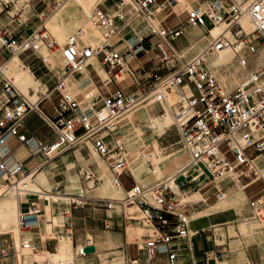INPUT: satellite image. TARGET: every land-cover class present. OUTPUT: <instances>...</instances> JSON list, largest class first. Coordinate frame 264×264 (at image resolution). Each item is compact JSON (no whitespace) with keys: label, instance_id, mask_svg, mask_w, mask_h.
<instances>
[{"label":"built area","instance_id":"obj_1","mask_svg":"<svg viewBox=\"0 0 264 264\" xmlns=\"http://www.w3.org/2000/svg\"><path fill=\"white\" fill-rule=\"evenodd\" d=\"M32 1L0 0V17L7 15L12 26L19 27L18 32L9 26L0 29V48L11 55L34 56L47 71L50 70L47 58L58 54L65 69L55 76L54 84L47 91L38 90L36 101H31L28 93L20 88L16 76L20 78L22 70H25L38 78L35 71L22 64L14 77L7 75L5 63H0V172L1 175L6 174L5 179L16 174H29L21 163L12 167L7 165V142L13 137L21 142L27 141L19 128L28 112L38 111L56 135L50 143L38 142L39 152L45 161L89 141L96 153L109 161L113 177L121 183L120 178L127 170L126 158L124 146L113 132L123 111L138 101L137 92L142 91L143 86L134 92H126L120 87L107 88L103 96L96 101L92 99L93 104H90L72 89L67 76L68 71H80L86 66L87 59L95 55L107 67L108 78L102 80L105 86L113 79L122 81L117 79V74L125 69L126 61L123 53L114 47L112 39L120 37L122 30L138 19L144 24L146 35L134 34L137 41L131 46L141 52L146 39H156L152 49L156 51L159 65L148 69V78L152 79L149 94L172 109L179 137L177 143L189 157L185 176L177 181L178 186L181 190L216 186V180L225 176L239 180L243 187L260 181L261 188L248 201L253 210L264 212V166L259 168L264 161V65L249 72L229 89L205 61L207 54L229 50L236 64L243 68L252 58L264 56V0H116L113 10L99 4L89 16L99 33L100 42L94 48L79 45L76 34L68 35L61 42L49 32L46 22L66 0H49V11L42 10L37 14L40 24L29 33L22 34L27 20L23 18V5ZM182 12L184 21L179 18ZM243 17L251 22V30L242 25ZM219 24H224L223 31L212 36L211 29ZM186 26L197 27L210 38L188 60L183 59L182 52L173 44L183 35ZM175 62L179 64L174 66L172 63ZM228 65L221 64L220 67ZM162 68L168 71L158 73L157 70ZM46 94L57 97L55 119L38 109ZM197 105L200 108H196ZM104 109H107L106 113H103ZM223 145L225 149H222ZM249 150H252V155ZM228 155L232 158L229 159ZM242 178L246 179L244 185ZM83 180L86 187H92L99 178L89 170L83 173ZM216 190L219 194L223 189ZM48 192L62 193L61 189ZM76 195L84 198L83 191ZM48 201L46 196H40L30 202L26 211L19 213V240L11 233L0 234V264H48L43 250L23 236L25 231L38 225L42 216L41 204ZM183 203L167 181L159 180L147 188L134 183L124 198L106 199L104 205L110 211L118 207L124 222L151 225L153 236L142 245L136 243L137 250H144L149 258L162 253L167 264H180L178 249L171 243L189 237L188 215L179 210ZM134 204L138 211H126L127 206ZM65 230L72 231V225L67 222ZM83 255L82 249L76 246L73 256ZM72 262L73 258L59 264Z\"/></svg>","mask_w":264,"mask_h":264},{"label":"crops","instance_id":"obj_2","mask_svg":"<svg viewBox=\"0 0 264 264\" xmlns=\"http://www.w3.org/2000/svg\"><path fill=\"white\" fill-rule=\"evenodd\" d=\"M76 1H82V0H75L74 2ZM24 6L25 7H23V14L24 16L26 15L24 18H26L27 20L25 22L24 27L22 28V34L29 33L36 25L40 24V21L37 18V14L42 10L47 11L48 9H50V1L49 0H33L32 2ZM25 8L27 11L25 10ZM107 8L113 10L115 7L112 5ZM66 14L67 12L65 13V15ZM28 21L30 25L27 24ZM58 21H59V18L54 23L56 24ZM4 26H9L8 27L9 29L15 30L16 32L19 31V27H15L16 28L15 29L10 23L9 17L5 14L0 17V29L3 28ZM133 29L134 28L128 30V32H131L132 35L135 34ZM183 34L193 35L194 33L192 31V28L187 26L185 27ZM125 35L126 33L122 34L121 37L116 36L113 39L112 43L118 51L123 53L125 61L126 59L130 60L129 64L131 65V62L135 61V58L138 57V54L143 53L145 50L141 52L134 51L133 54L128 53L126 55L127 49H124V48L127 44L131 47L133 43V40H132L133 37L131 35L127 39H124L123 37H125ZM194 36H196V38L191 36L193 38L191 37L189 38V42H187L186 46H182L184 45V39L182 38V36L176 39L173 43L174 46L180 52H182L184 60H187V57H189L191 54L197 53L200 40L204 41L206 38V36L204 35L199 36V35L194 34ZM123 39L127 42V44L123 43ZM143 47L144 49L146 48V41L143 43ZM0 51H3L6 55L4 59H0V63H5V65L8 66L11 62L16 60L17 62H19V67L22 64H25V66H27L30 70L35 71L38 78H35L33 76L32 77L37 81L38 86L42 85L46 87L45 91L49 89L48 87H51L54 84L55 82L54 76L58 74L52 72L51 70L47 71V69L40 64L39 60L36 59V57L23 54L21 56L15 55L14 58H11V56L13 55H11V53L8 52L7 50L0 48ZM96 59H97V62L99 63L100 62L99 59L97 57ZM126 63H125V69L127 65H129ZM135 63L139 64L138 62H135ZM86 67H87L86 74L89 76V78L85 79L87 83L86 86L87 85L91 86L92 84H94L93 79L91 77L92 71H95L97 75H99L100 72H103L107 75L106 73L107 67L104 65H101V62H100L101 71L97 69V67L94 65L92 61L89 62L88 65H86ZM131 67L132 66L129 67V70L131 72L130 74L133 75V71L131 70ZM125 69L121 70L117 74V78L119 77L120 73L125 71ZM17 71L18 70L13 69L12 75L14 77L16 76ZM130 74L129 73L126 74L127 77ZM102 80H105V79H102ZM126 82L127 81H123V84ZM119 83H122V82H119ZM119 83L117 82L116 84H119ZM48 84L49 86H47ZM121 86L122 87L120 88L125 89L126 92H132V90L136 87V83H134V81L132 80V82H130L129 84L126 83L124 86L123 85ZM131 87L132 88L134 87V88L130 90ZM39 90H41V88ZM98 91L99 90L97 88V92ZM105 91L103 92L102 95L99 92V97L103 96ZM29 92L31 93V96L33 97L36 96V99H37V96H38L37 93L33 94L30 88H29ZM90 95L91 93H88L84 96V98L87 101H89L90 104H93L92 97H90ZM29 98L31 99L30 96ZM36 99L34 100L31 99V100L36 101ZM56 102H57V97L55 95L48 96V94H46L45 97L39 102L38 109L42 111L43 113H45L50 118L55 119L56 113L54 111V107L56 105ZM154 109L156 108L155 107L150 108V110H154ZM1 115H2V112L0 111V117ZM19 132L25 134L28 140L25 142H21L16 137L9 139L7 142V148L9 149V153H8V156L5 162L10 167H12V165L16 163L23 164L24 167L29 171V174L25 176L16 174L13 178L5 179V176L3 174L1 175V172H0V188H4L5 190H9L10 188H15L16 199H17V211H16L17 214L15 215V225H14L15 233H12V231H9L8 228L5 230H2L6 228V226H9V228H12L13 227V221H12L11 223H7L4 226H0V234L11 233L12 236L16 240H19L20 236H19V231L17 227L19 213L26 211L28 209L30 202L35 201V199H37L40 196H46V198H48L49 201L48 203H44V204L42 203V216L39 220L38 225L30 228L29 231H25L23 233V236L25 239H31L36 247H38L40 250H43L42 252L43 257L47 260L48 264H52L49 257H52L54 262H56V259H55L56 252L59 254V256H61V261H64L65 259H71L70 253L72 250L74 251L76 246L77 247L82 246L86 248L87 247L90 248L91 246H93L97 248V244L92 240V236L90 234H88L84 240H82V238L80 237L75 244L73 241L71 230H68L67 232H65L64 237H63L61 236V234L55 233V228L52 227L54 223L53 217H55V222L61 221L62 216L59 212L60 208H62V206L64 205H68L69 207L71 204L69 200L65 202L66 201L65 199L58 198V197L64 196L67 198L66 196L67 194L77 193L79 189H81L82 187L80 179H83V173L85 171L91 170L88 167L92 163H88V159L84 156V150L80 148L75 149V150L72 149L48 161H45L44 156L42 155V153L39 152L38 142H42L46 144L50 143L55 139L56 135L54 131H52V129L43 120L41 114L38 111H30L26 114V116L24 117L22 126L19 128ZM77 168L79 170H77ZM95 172L97 173V176H98V172L96 169H95ZM111 176L113 177V175ZM98 178L100 180L99 183L103 181L99 176ZM27 180H30L31 184L34 185V187L36 186L35 189L37 190L33 192L21 193L19 190H17V187H19V185L17 184L20 181L25 182ZM134 180L137 183V180L135 179V177H134ZM119 185L121 186V189H122L121 193H125L126 195L127 190L133 184L129 188H125L122 183H120ZM248 186L243 187L239 180H237V183H236L230 180L229 178L224 177L223 179L216 180V186L208 185L203 188L193 189V190H188V189L181 190L180 187L178 186L179 191L176 192L174 190L176 193H180V194L185 193L187 196V200H188V201H185L182 204V206L179 207V210L188 215V219H189L188 229H189L190 237L188 239L174 240L171 243V245L174 248L178 249L177 256H178V261L180 264H264V239L259 236L258 237L256 235L253 236V238L255 239L254 241L245 244V246L244 245L241 246V248H243V253H241L240 256L239 254H237L238 252L236 250H233L232 248V242H235L236 240H230L229 242L227 241L225 243L216 242L215 232H217L218 230H222V229L227 231L228 224L231 223L236 218L237 212L235 211V209L239 208V207L231 206L228 201L229 199L227 201H224V203H222L221 196L220 194L217 193L216 188L223 189L220 193L224 194L225 197H231L233 193L241 191V193L243 194V199L241 200L239 206L243 204V207H244V203L248 201V198L254 195L253 194V195L248 196L246 194L245 190ZM54 189H61L62 193H65V194L55 195L54 193L48 192ZM91 191L92 190L88 192H91ZM88 192L86 193V195L87 197H89V199H108V197L107 198H93L91 195L88 194ZM3 194L5 195V192ZM196 194H198L199 197H193ZM217 203H220V206H223V207H218V208L215 207ZM195 204H199L200 207L199 208L195 207L194 206ZM247 206H248V203H247ZM131 207L134 209L131 210ZM184 208H186L187 210L184 211L183 210ZM126 211H130V212L138 211V208L136 204H134V205L127 206ZM68 213L71 214L70 207H69V211L67 209H64L62 214L67 215ZM244 214H247V210L245 208H243V215ZM222 215L227 216L226 220L224 221L215 220L216 217L222 216ZM111 216L112 215H109L108 217H111ZM198 225L200 226L199 228H198ZM48 230L50 231V233L54 235V237L52 235H49ZM200 230H204V231L210 230L211 234H205L203 238H200V239L195 238V240H192V237H195L198 231ZM251 230L253 229L251 228ZM148 235L150 236L152 235V230L147 225H145L144 227L138 228L137 230H135L134 228H130V227L128 228V231L125 232L123 249L119 250V253L122 254V257H123L122 260H124V263H125L126 258H128L130 260L136 259L137 264H167L166 256L165 254H162V253L157 254L152 258H149L142 254L138 255L139 253H137L138 256L135 258H132L130 256V250L128 249L129 245L131 243H137L138 241L146 240L145 238ZM210 242H212L213 244L212 246H215V244H218L221 247L226 246L223 248L227 250V253L229 255L224 254L222 258H216V259H213V257H209V256H203L202 254L207 253V251L210 249ZM252 244H257L258 247L256 248ZM248 245L250 246L246 248V246ZM212 251L214 250L211 249L209 252H212ZM194 252L195 253L197 252L198 254L194 255ZM111 253H114V252H111ZM89 255L90 253H86V255L82 257H74L75 259L79 258L78 259L79 261L77 262L73 261L71 264H94V262H91V257ZM120 260L121 258L105 260L102 264H116V263L124 264L123 261H120ZM55 264H59V263H55Z\"/></svg>","mask_w":264,"mask_h":264},{"label":"rangeland","instance_id":"obj_3","mask_svg":"<svg viewBox=\"0 0 264 264\" xmlns=\"http://www.w3.org/2000/svg\"><path fill=\"white\" fill-rule=\"evenodd\" d=\"M74 1L75 0H66L61 6V8L56 9V11H54L52 16L48 19V21L46 20L47 21L46 26L49 32L57 40L61 42L64 41L68 35L76 34L78 37L79 45L83 47L86 46V47L94 48L95 45L99 44L100 40H99V33L97 29L94 27V25L90 22L88 18L89 12H91L92 9H94L99 4L104 5L106 7H109L112 5L115 7L114 3L116 2V0H82V1H76V2ZM237 1H240V0H237ZM17 6L18 7L21 6L19 2L17 3ZM23 7L25 6L23 5ZM47 11H49V9ZM66 12L67 14L65 15ZM25 16L23 14V18ZM58 18H59V21L55 24L54 22H56ZM179 18L181 19V21H184V12L179 13ZM27 24L30 25L29 21L27 22ZM220 26L221 25H215L211 29V31L215 30L217 27H220ZM132 28H134L133 31L135 32V34H138L139 36L146 35L144 24L140 20L137 19L131 24H128L122 30L121 35L126 33L125 37H123L124 39H127L128 37L132 35L131 32H128V30ZM190 28H192V31L195 35L206 36L204 41L200 40L199 48L197 50L198 52L208 43L210 38L208 37V34H206V32L204 31L202 32L201 29L197 27H190ZM194 34L193 35L183 34L182 38L184 39V45L182 46L187 45V42H189V38L191 36L196 38ZM132 37H133L132 38L133 43H135L137 39H135L133 35ZM124 39H123V43L127 44V42ZM145 41H146V48L144 49L145 51L143 53H139L138 57L135 58V61L131 62V65L129 64L130 60L126 59V62H127L126 64H129V65H127L126 70L120 73L118 77V79L120 80L124 78L122 81H120L122 83L118 82L119 84H116L117 83L116 80L113 79L108 85L105 86L104 83L102 82V79H107V75L103 72H100L99 74L100 76H99L97 75L95 71H92L91 77L93 79L94 84H92L91 86H88V85L86 86L87 83L85 79L89 78V76L86 74L87 67L86 68L84 67L79 72L68 71V78H67V80L70 82V85L72 86V89L75 92L80 93L78 96H80L81 99L86 94L91 93L90 97H92V99L95 101L99 99V92L102 95L103 92L107 88L113 89L115 87H122L121 85L124 86L126 83L129 84L130 82H132V80L134 81L135 79L136 80L134 81V83H136V87L135 88L133 87L134 89L131 87L130 90L133 89L132 92H134L135 90H138L140 86H143L144 89L140 92H137V95H139L138 101L139 100L141 101H139L133 108L129 109L127 112L124 113L123 119L122 120L120 119L121 121L118 122L117 127L114 129V132H113L114 137L119 139L122 142L124 146V152L125 154H127L132 148H136L137 146L131 140V137H132L131 132L135 128L140 127L142 128L144 134H146V136L148 137L146 138L149 141L148 142L146 140L148 142L147 148H149L151 152L155 154L156 158L158 159L167 158V157L173 158L182 152L186 154V158L178 166H176L171 172H167V173H159L157 170H155L152 164V161L148 159L146 163L149 166L150 170L148 171V174L144 176L142 181H137V183L143 187L152 185L153 183L159 180L165 179L167 176L181 169L189 161L188 154L181 147V145L177 143L179 137H178V132L175 127V122L173 121L170 108L165 104L161 106V105H158L152 102L153 97L151 98L149 96V91L152 87V79L148 78L147 72L149 68L157 67L159 65V58L156 55V51L152 49L153 48L152 45L155 43L156 39L154 37H150L149 39H146ZM126 46L124 48V49H127L126 55L128 53L133 54L135 51L133 49V46L130 47L128 44ZM43 50L46 53V50L45 49ZM195 54L196 53L191 54L189 57H187V60L190 59ZM5 57H6L5 53L3 51H0V59H4ZM14 57L15 55L11 56V58H14ZM262 58H264L262 54L259 57L252 58L249 61L248 66L243 67V68L239 67L236 64L235 60H233L232 53L229 54L225 62V65H228L229 62L231 61L230 64L224 68H221L220 65H214L212 63H209V61L207 60H206V63L210 68L216 71V73L218 74V77L228 86V88L232 89L249 72L255 69H258L262 65H264V62L261 63ZM91 61L94 63L97 69L101 71L100 70V62H101L100 59H99L100 62L98 63L96 57L93 55L86 61V64L88 65V63ZM47 62L49 63L48 66L50 70L58 75L60 74V72H62V70L65 69L64 62L61 60V57L58 54L50 55L47 58ZM135 62H138L139 64H136ZM172 64L176 66L179 63L175 62ZM130 66H132L131 70L133 71V75L127 71L129 70ZM19 68L20 67H18L17 70ZM169 68H171L170 64H169ZM171 69L173 70V68ZM5 71H6V74L10 76L13 73V69L8 68V66H6ZM157 71L158 73L161 74V73H166L168 70L165 68H162V69H158ZM128 73L130 75L127 77L126 74ZM55 76H54V80H56ZM133 76L135 77V79ZM123 81H127V82L123 84ZM137 82H139V84ZM47 86H49V84ZM20 88L25 93H28V96H30L31 99L33 100L36 99V96L34 97L31 96V93L29 92V88L30 90H32L33 94H36L40 88H41V91L46 90L45 86L41 85V87H39L38 83L33 84V85H28L26 88H22V87ZM97 88L99 90L98 92H97ZM141 98H144V99H141ZM83 107H85V104H83ZM151 107H155L157 111L156 109L150 110ZM145 108H148L147 110L148 117L144 116L143 114V112L145 111ZM196 108H200V106L197 105ZM162 109L164 110V113L168 111L170 115V121L169 120L167 121L165 132L162 135H159V133H155L152 131L149 121H151V119L153 118H158V121H159L160 120L159 118H161L160 115L162 114L161 113ZM78 148L84 150V156L88 159V163H92L90 164L88 168L93 171L96 177L99 176L103 180L100 183H99L100 181L99 180L96 183V184L99 183L97 187L94 188L91 192H88V194L91 195L93 198H107L105 196L98 194L97 188H99L104 183L107 177L108 178L111 177L110 179L112 181L114 180V177L111 176L112 173L110 170V166L108 164L109 161H106L103 157L99 156L96 153V151L92 148L91 142H87V143L85 142V144L81 143L78 146H76L74 150ZM222 149H225V145L222 146ZM249 153L252 155V150H249ZM228 157L229 159L232 158L231 155H228ZM126 166H127V163H126ZM263 166H264V161L260 164L259 168ZM95 169L98 172V176H97V173L95 172ZM126 169L127 170L121 176L120 180L125 188H129L132 184L136 183V181L134 180V177L131 174L130 170H128L129 164ZM77 170L79 169L77 168ZM80 181L83 186V189L85 190L87 188L85 186V182L83 181V179H80ZM241 182L245 183L246 179L242 178ZM261 186L262 184L260 183V181H258L257 183H254L248 186L245 192L248 196L256 194L258 190L261 188ZM190 190H193V189L190 188ZM124 196H125V193H121L118 191L116 200L122 199ZM79 199L82 201L81 203L72 202L70 204L69 207H70L71 214L69 213L67 215L62 214L64 209H67L69 211L68 205H64L62 206V208H60L59 212L62 216L60 222H55V217H53L54 223L52 227L55 228V233L61 234V236L64 237V233L67 232L65 230L66 223L68 222L72 225V236H73V241L75 244L80 237L82 238V240H84L88 234L92 236V240L97 244V248L91 246L89 249H86L85 247H83L86 253H90L89 256L91 257V262H94V264H102L105 260L120 259V258H121L120 261H123L122 254L119 253V250H122L124 246L126 227L129 226L130 228H134L135 230H137L138 229L137 227L140 226V223L129 222V221L124 222V220L122 219V216L120 215V209L118 207L115 209V211H110L105 208L104 203L106 199H84V198H79ZM242 199L243 198L239 199L238 203L235 206H233V207H239V208L235 209V211L237 212L236 218L231 223L228 224L227 231L223 229L218 230L217 232H215V236H216L217 243H225L227 241L229 242L230 240H239L238 244L243 253V248H241V246L242 245L245 246V244L254 241L255 239L253 238V236L256 235L257 237L259 236L264 239V224L261 221H258L252 217V214L250 213L249 208L247 206L248 201L244 203V207H243V204L239 206ZM150 201L152 202V200ZM65 202H67V200ZM194 206L197 208L200 207L199 204H195ZM41 207H42V204H41ZM243 208L247 210V214L243 215ZM132 209L134 208L131 207V210ZM183 210L186 211L187 209L184 208ZM137 214L139 215V213ZM109 215H112V216L108 217ZM226 218L227 216L222 215V216L216 217L215 220L224 221L226 220ZM105 220H107L106 222L107 226H105ZM14 221H13L12 228H9V226H6V228L2 230H5L8 228L9 231H12V233H15V230H14L15 222ZM243 221L247 223L248 222L254 223L256 225L255 230L250 235H244L239 231V225ZM199 227L200 226L198 225V228ZM48 233L49 235H52L54 237V235L50 233L49 230H48ZM205 234H211V231L210 230H207V231L200 230L198 231L195 237H192V240H195V238L196 239L203 238ZM145 239L146 240L150 239V235L146 236ZM212 245H213L212 242H210V249L207 251V253H203V254L201 253V254L203 256L213 257V259L222 258L224 254H228L227 250L223 248L226 246L216 247ZM252 245L256 248L258 247L257 244H252ZM249 246L250 245L246 246V248ZM136 248H137L136 243H131L128 247V249L130 250V256L132 258H135L140 254L147 256L144 250H137ZM211 249L214 250V253L209 252ZM111 252H114V253H111ZM137 253L139 254L137 255ZM73 254H74V251L72 250L70 253L71 255L70 258L71 259L73 258L74 262L79 261L78 260L79 258L75 259ZM195 254L197 255L198 253L194 252V255ZM49 258L52 264L59 263L61 261V256H59L57 252L55 253L56 262H54L52 257H49Z\"/></svg>","mask_w":264,"mask_h":264},{"label":"bare ground","instance_id":"obj_4","mask_svg":"<svg viewBox=\"0 0 264 264\" xmlns=\"http://www.w3.org/2000/svg\"><path fill=\"white\" fill-rule=\"evenodd\" d=\"M63 3H62V5H63ZM61 6L59 8H61ZM59 8H57V9H59ZM90 13L91 12H89L88 18L90 16ZM89 20H90V18H89ZM90 22H91V20H90ZM241 22H242V25L244 26V28L246 30L252 29V24L247 17H243ZM219 25H221V26L217 27L215 30L211 31L210 34L212 36H215L218 33L223 31L224 24H219ZM115 37H113V39ZM113 39H112V41H113ZM230 53L231 52L229 50H222V51H219L217 53H210V54H207L205 56V61L207 60V61H209V63H212L214 65L225 64L227 57L229 56ZM14 55H16V54H14ZM263 62H264V58L261 59V63H263ZM8 66L11 69L17 70V68L19 67V62H17L15 60V61L11 62ZM18 77L19 76H17L16 78H17V80L19 79V86L22 88H26L28 85H33V84L37 83V81L29 73H27L23 70L20 74V78H18ZM107 78H108V76H107ZM149 96L152 98L151 94H149ZM141 99H144V98H141ZM139 101H141V100H139ZM139 101H137L133 106L128 107L123 111L121 120L123 119L124 113L127 112L129 109L133 108ZM152 102H154L158 105H161V106H163V104H164V103L157 102L153 98H152ZM147 110H148V108H145V111L143 112L144 116H146V117H148V111ZM170 110L172 113L173 121L175 122L173 111L171 108H170ZM106 112H107V109H104L103 113H106ZM161 113L162 114L160 115L161 118H159L160 119L159 121H158V118H153V119H151V121H149L152 131L155 133H159V135H162L165 132L166 126H167V121L168 120L170 121V115H169L168 111H166L164 113V110L162 109ZM131 134H132L131 140L137 146H136V148H132L129 151V153H127V154H125V152H124V156L126 158L127 166L129 164V170L132 172V175L135 177V179L137 181H142L144 176L146 174H148V171L150 170L149 166L146 163V161L148 159L152 161V164H153L155 170H157L159 173H167V172H171L176 166H178L186 158V154H184L182 152L173 158L167 157V158L158 159L155 157V154L153 152H151V150L149 148H147L149 141L146 139L148 137L146 136V134H144L142 128H140V127L135 128L134 130H132ZM87 142H89V141H86V143ZM187 164L185 166H183L181 169H179L178 171L167 176L165 179H162V181H167V183L171 186V188L173 190H175L176 192H178L179 188H178L177 181L180 180L182 176H185ZM3 175L6 176V174H3ZM225 177H227L230 180L237 183V180L233 179L232 176H225ZM223 178L224 177H221L218 179H223ZM13 184H15V183H13ZM119 184L120 183L117 180H115V178L112 181L110 178L107 177L106 180L104 181V183L99 188H97L98 194L105 196V197H108V198H110V200L115 199L117 196V192L118 191L122 192L121 186ZM17 185H19V187H17V190H19L21 193L33 192V191L37 190V189H35L36 186L34 187V185L31 184L30 180H27L25 182L20 181ZM96 186H97V184H95L92 187H87L85 190L83 189V186H82L81 189H79V191L77 193H79L80 191H83L84 192V199H89V197H87L86 193L90 190H93ZM144 188H147V187L145 186ZM4 192H5V195L3 194ZM63 194H65V193L55 194V195H63ZM177 194L180 196L182 202L188 201L185 193H181V194L177 193ZM219 194H220L221 199H222L221 202L224 203V201H227L229 199L228 201H229L231 206H235L238 203V200L243 198V194L241 193V191L233 193V195L231 197H225L224 194H222V193H219ZM0 196H1V198H0V226H4L5 224L11 223L12 221H14L15 215L17 214L16 213V211H17V199H16L15 188H10L9 190H5L4 188H0ZM66 196H67V198L64 196H59L58 198H63L65 200H69L70 203H72V202L81 203L82 202L79 199V197H77L76 194H67ZM53 197H55V196H53ZM193 197H199V195L196 194ZM248 206H249V202H248ZM215 207L218 208V207H223V206H220V203H217V205ZM249 209H251L250 211H251L252 217L258 221H261L264 224V212L262 210H253L250 206H249ZM186 220H187V223H189L188 216H187ZM145 225H147L149 228H151V225L149 223H144V225H140L137 228L144 227ZM255 226L256 225L254 223H249V222L247 223V222L243 221L239 225V231L244 235H250L255 230V228H256ZM128 228H129V226L126 227L125 232L128 231ZM251 228L253 230H251ZM151 230H152V228H151ZM151 236H153V234ZM189 237H190V235H189ZM188 238L186 237L183 239H188ZM144 241L145 240L138 241L137 243L139 245H142L144 243ZM238 241L239 240H236V242H232V248H233V250H236L238 252L237 254H239V256H240L242 251L240 249ZM215 246L221 247L218 244H215ZM77 248L82 249V251L84 252V255H86V251L84 250V248L82 246L77 247ZM86 249H89V248L87 247ZM211 253H214V251H212ZM76 257H82V256H76ZM123 263H124V260H123ZM116 264H121V263H116ZM124 264H137V260L136 259L130 260V259L126 258Z\"/></svg>","mask_w":264,"mask_h":264}]
</instances>
